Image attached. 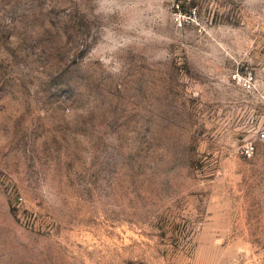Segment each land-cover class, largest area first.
<instances>
[{"label": "rangeland", "instance_id": "1", "mask_svg": "<svg viewBox=\"0 0 264 264\" xmlns=\"http://www.w3.org/2000/svg\"><path fill=\"white\" fill-rule=\"evenodd\" d=\"M263 127L264 0H0V264H264Z\"/></svg>", "mask_w": 264, "mask_h": 264}, {"label": "built area", "instance_id": "2", "mask_svg": "<svg viewBox=\"0 0 264 264\" xmlns=\"http://www.w3.org/2000/svg\"><path fill=\"white\" fill-rule=\"evenodd\" d=\"M257 140L264 144V127L259 131ZM257 151V144L254 141H250L245 144L242 150V155L247 159H251L256 155Z\"/></svg>", "mask_w": 264, "mask_h": 264}, {"label": "clouds", "instance_id": "3", "mask_svg": "<svg viewBox=\"0 0 264 264\" xmlns=\"http://www.w3.org/2000/svg\"><path fill=\"white\" fill-rule=\"evenodd\" d=\"M106 2H107V0H106ZM113 2H114V0H113ZM108 10H109V11H112V9H111V8H109Z\"/></svg>", "mask_w": 264, "mask_h": 264}]
</instances>
